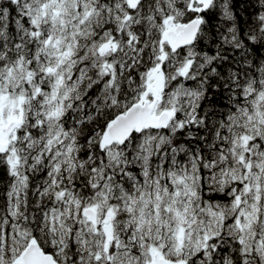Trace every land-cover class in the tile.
Instances as JSON below:
<instances>
[{
    "label": "snow or ice",
    "instance_id": "1",
    "mask_svg": "<svg viewBox=\"0 0 264 264\" xmlns=\"http://www.w3.org/2000/svg\"><path fill=\"white\" fill-rule=\"evenodd\" d=\"M0 264H264V0H0Z\"/></svg>",
    "mask_w": 264,
    "mask_h": 264
}]
</instances>
